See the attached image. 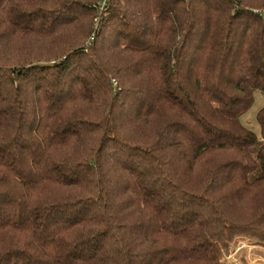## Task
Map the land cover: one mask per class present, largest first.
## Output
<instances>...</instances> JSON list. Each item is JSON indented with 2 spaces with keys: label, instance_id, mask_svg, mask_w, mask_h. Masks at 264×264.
I'll return each instance as SVG.
<instances>
[{
  "label": "trees",
  "instance_id": "obj_1",
  "mask_svg": "<svg viewBox=\"0 0 264 264\" xmlns=\"http://www.w3.org/2000/svg\"><path fill=\"white\" fill-rule=\"evenodd\" d=\"M103 1L0 0V264H231L264 245V0Z\"/></svg>",
  "mask_w": 264,
  "mask_h": 264
},
{
  "label": "rangeland",
  "instance_id": "obj_2",
  "mask_svg": "<svg viewBox=\"0 0 264 264\" xmlns=\"http://www.w3.org/2000/svg\"><path fill=\"white\" fill-rule=\"evenodd\" d=\"M264 105V95L257 91L252 107L243 115L242 121L250 127L259 137L261 128L257 120V112ZM231 264H264V245L251 244L246 239H238L228 257Z\"/></svg>",
  "mask_w": 264,
  "mask_h": 264
},
{
  "label": "built area",
  "instance_id": "obj_3",
  "mask_svg": "<svg viewBox=\"0 0 264 264\" xmlns=\"http://www.w3.org/2000/svg\"><path fill=\"white\" fill-rule=\"evenodd\" d=\"M103 3H105V0L103 1Z\"/></svg>",
  "mask_w": 264,
  "mask_h": 264
}]
</instances>
